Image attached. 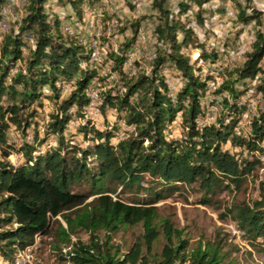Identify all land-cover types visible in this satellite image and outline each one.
Segmentation results:
<instances>
[{
  "label": "trees",
  "instance_id": "obj_1",
  "mask_svg": "<svg viewBox=\"0 0 264 264\" xmlns=\"http://www.w3.org/2000/svg\"><path fill=\"white\" fill-rule=\"evenodd\" d=\"M6 1L0 0V12ZM48 1L28 0L18 31L6 34L1 43L0 264L15 259L18 248L34 244L37 235L51 233L54 218L55 249L73 264H150L161 235L166 243L154 264H237L226 259L220 241L199 243L188 253L189 239L160 213L158 202L196 185L202 192L200 202L211 204L218 192L240 188L261 163L264 107L252 120L251 134H238L236 126L246 112L239 100L249 92L264 98V31H256L241 65H218L223 51L197 31L207 24L206 13L213 10L206 4L212 0H181L175 9L167 7L169 0H153L159 44L152 71L131 75L123 70L124 53L141 28L137 19L131 23L134 35L119 44V53L110 50L109 64L102 65L106 74L101 75L94 68H82L88 50L63 33L60 16L52 17L47 10ZM68 1L78 17L86 7L105 2ZM228 1L236 7L238 21L260 27L261 10L251 7L249 12L248 5ZM194 5L198 11L193 15ZM103 17L105 22L111 19L106 13ZM185 47L198 51L222 77L210 100L217 107L211 123L203 121L210 112L206 92L213 76H204ZM165 66H175L181 79L175 93L161 74ZM113 74L119 78L108 81ZM74 76L75 87L61 98L56 82ZM95 77L104 85L102 117L114 112V126L97 127L84 117L90 101L86 92ZM46 101L53 103L49 111L43 109ZM75 117L82 121L74 129L70 122ZM122 123L134 130L123 129ZM12 127L22 138L19 146L8 141ZM121 130L125 135L119 138ZM79 134L88 142L85 147L74 141ZM31 135L33 143L28 141ZM14 150L23 156L19 164L8 160ZM82 185L88 191L78 190ZM221 216H230L244 239L264 256V179L255 199L234 203ZM137 224L140 237L122 253L113 236ZM79 231H87L89 238L75 242L66 254L64 248Z\"/></svg>",
  "mask_w": 264,
  "mask_h": 264
},
{
  "label": "rangeland",
  "instance_id": "obj_2",
  "mask_svg": "<svg viewBox=\"0 0 264 264\" xmlns=\"http://www.w3.org/2000/svg\"><path fill=\"white\" fill-rule=\"evenodd\" d=\"M89 1V0H88ZM181 0H169L167 7L175 9ZM243 7L248 5L249 12L251 7L259 10L264 8V0H238ZM235 2V1H234ZM153 0H105L104 11L106 16L111 17L113 21H119L120 26L117 27L111 38V48L117 47L126 38L134 35V27L131 23L137 19L141 20L140 30L144 33L142 41V49L146 52H153L156 50L159 42L155 28L159 22L158 12L152 6ZM14 11L19 15H25L24 8L21 6H14ZM206 7L212 9V12H207V24L204 27H197L200 37L209 45H213L224 53L223 59L218 64L241 65L251 50L252 42L255 40L256 31L260 28L264 31V15L262 12V23L260 27L253 24L248 27L242 22L238 21L237 10L232 1L228 0H212L206 4ZM96 13L100 10V3H95L91 6ZM220 10L215 11V9ZM47 10L52 17L65 16L69 20L74 11L72 5L68 0H50L47 4ZM226 10V12H225ZM198 7L194 5L190 13L196 14ZM24 13V14H23ZM99 23L106 28V24L101 21L100 15ZM62 28V27H61ZM124 28V30H123ZM107 41V39L105 40ZM184 51L191 53L196 52L195 49L185 47ZM195 57V55H194ZM108 81H113V77L108 78ZM53 103L46 101L45 111L52 109ZM216 106L212 107V114L216 115ZM116 123V115L114 112H109L103 119V125L114 126ZM123 129L126 125L122 124ZM127 129V128H126ZM42 132V131H41ZM15 127L10 129L8 135L9 143L19 146L22 138L18 137ZM178 134V133H177ZM176 134V135H177ZM42 133H40L39 139ZM119 139V138H118ZM117 138L114 142L119 141ZM55 142V138H51ZM76 144L85 147L88 142L83 138L82 134L77 135L74 139ZM225 147H229L226 144ZM232 149V148H231ZM4 145L0 143V159L3 158ZM237 150V149H232ZM14 164H19L23 161V156L14 150L8 158ZM264 179V155L262 156L261 163L255 168L252 174L248 176V180L244 182L240 188L232 187L218 192L214 197V202L211 204H202L200 202L202 192L195 185L193 187L184 186L181 192L176 193L172 197L161 200L158 202L160 205V213L164 217H169L173 220L175 227L183 230V235L189 239L188 253L197 247L199 243L207 241H220L223 244V253L226 259L235 260L237 264H264V256L261 251L250 245V243L241 237L234 235L229 225L233 223L232 218H222V214L226 209L231 207L234 203H241L242 201L251 202L258 196L259 181ZM78 190L88 191L87 185L78 187ZM129 195V194H128ZM126 195V196H128ZM92 198H90L91 200ZM60 218V217H59ZM61 219V218H60ZM58 223L56 218L53 219L52 232L46 236L40 235L36 237L34 242L36 245L33 248L36 264H73L72 262L63 260L59 257L58 251L55 249V244L58 241L56 238V231ZM142 228L140 224L123 227L113 237V241L121 248L122 253H127L134 242L140 237ZM104 234L103 232L101 233ZM72 238L77 241H84L89 238L87 231H79L74 234ZM166 240L161 235L155 242L153 254L158 257L163 250ZM155 257H150V264H154ZM5 264V263H3ZM185 264H190L186 262Z\"/></svg>",
  "mask_w": 264,
  "mask_h": 264
},
{
  "label": "built area",
  "instance_id": "obj_3",
  "mask_svg": "<svg viewBox=\"0 0 264 264\" xmlns=\"http://www.w3.org/2000/svg\"><path fill=\"white\" fill-rule=\"evenodd\" d=\"M27 3L28 0H7L2 6L0 12V55L1 43L4 37L6 34L12 31H18L23 17V15H19L14 11V6H21L25 9ZM104 8L105 5L100 6V10L95 15L94 9L91 7H86L82 17H78L74 14L69 20H67L65 16L63 17V15L60 16L63 33L65 35L77 38L78 42L85 46V48L88 50L89 57L88 59L82 61V68H94L98 70L101 75L106 74V71L102 69V65L109 64L110 50L113 48L115 52L119 53V45L117 47L111 48L110 40L113 38V34L117 27L120 26V22H110L112 18L106 22L103 21V16L105 13ZM261 10L264 15V8ZM99 15L101 17V21L107 25L105 29L99 23ZM252 25L253 24L250 23L247 26L250 27ZM104 36L107 38V41L103 39ZM143 39L144 33L142 30H139L136 35V40L124 53L125 59L123 62V70L131 75H138L141 73L149 74L152 71L153 61L155 59V51H144L141 46ZM192 57L193 60L196 61V65L203 68V74L205 77L208 73L213 76V79H211L209 82L210 86L206 92V101L208 107L210 108V112L203 121V124L211 123L215 118V116L212 114V106L210 104V100L213 98V89L215 86L220 85L223 80L218 71L209 68V65L202 58H200V53L198 51L194 52ZM223 57L218 63H220ZM221 63H224L221 64L223 66H232L231 64H226L225 62ZM18 69L19 65H17L14 70L17 71ZM176 71L177 69L175 66H165L161 71V74L164 75L166 82L173 93L177 91L179 85L181 84V79L175 74ZM111 77H113V79L119 78L117 74H113ZM77 78L78 77L74 76L69 81L59 80L56 82L57 87L61 89V98L66 97L75 87ZM103 89L104 85L99 80V77L93 78L86 92L90 101L83 109L84 117L90 119L97 127H101V125H103V117L101 114V105L103 103L101 91ZM45 90L46 92L51 93V89L49 87H46ZM239 104L246 107V112L238 122L236 126V132L246 137L252 132V120L259 117L260 111L264 107V98L262 93L249 92L239 100ZM74 108L75 107H73V109ZM179 120L180 117H178V120L175 123H178ZM81 121V118L75 117L70 122V127L74 129L77 128ZM122 124L125 125L124 123ZM174 124L170 126V128H173ZM126 128L134 130V127L126 126ZM41 131H43V128H41ZM124 135L125 133L121 130L118 137L121 138L124 137ZM28 141L33 143L34 136H29ZM229 228L234 235L241 237L242 233L234 223H231ZM36 237H40V235H37ZM75 242H77V239L72 238L70 245L64 248V252L66 254L72 252ZM35 245L36 244L34 243L25 248H18L15 259L7 261L5 264H36L33 253V248Z\"/></svg>",
  "mask_w": 264,
  "mask_h": 264
},
{
  "label": "crops",
  "instance_id": "obj_4",
  "mask_svg": "<svg viewBox=\"0 0 264 264\" xmlns=\"http://www.w3.org/2000/svg\"><path fill=\"white\" fill-rule=\"evenodd\" d=\"M50 1V0H49Z\"/></svg>",
  "mask_w": 264,
  "mask_h": 264
}]
</instances>
